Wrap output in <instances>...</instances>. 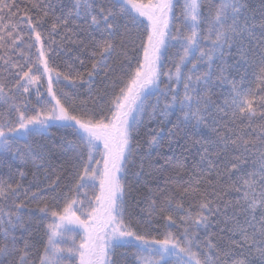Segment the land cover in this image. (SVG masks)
<instances>
[{"label": "snow or ice", "instance_id": "obj_1", "mask_svg": "<svg viewBox=\"0 0 264 264\" xmlns=\"http://www.w3.org/2000/svg\"><path fill=\"white\" fill-rule=\"evenodd\" d=\"M0 169V264H264V0H0Z\"/></svg>", "mask_w": 264, "mask_h": 264}, {"label": "trees", "instance_id": "obj_2", "mask_svg": "<svg viewBox=\"0 0 264 264\" xmlns=\"http://www.w3.org/2000/svg\"><path fill=\"white\" fill-rule=\"evenodd\" d=\"M181 3H182V0H181ZM173 51H175V50H173ZM167 67L168 68L172 67L171 61L167 62ZM165 70H167V69H165ZM97 79L99 80V78H97ZM149 127H156V124H152ZM147 131H148V129L144 128L142 130V133H141V144L144 145L143 148H142V152L145 153V154H149L150 153V155H146L145 158H144V170H145V173H147L149 171H152V168H150V164L154 165L156 168H158L163 163V160L160 158V156L157 155V153H162V154H167V155H171L172 154L171 151L169 150L168 146H167V141L166 140L162 143V146L159 149H155V148L149 149L147 147V145H146V141L148 139ZM51 132H52L51 139L58 140L60 135H61V130H57L56 128H53L51 130ZM42 142H46V141H42ZM190 162L191 161H189V163ZM139 165H140V157H136V168H139ZM26 170L29 171L28 179H31V174L30 173H31V171H33L31 165H29ZM6 173H7V169H0V175H5L6 176ZM142 183H143V181H142ZM90 195H91V193H90ZM50 220H51V218H49V220L44 221L42 223H39V222H34L33 223L32 229H33V236H34L35 239L46 243L47 237L45 235V232L47 231V224L50 222ZM163 224H164V222L160 221L161 227H160L159 231H161V232L164 231V229L162 227ZM169 230L174 231V232L178 231L175 228H172V229H169ZM155 234L156 233L154 232L153 235H155ZM129 260H133V258L131 256H129ZM133 264H134V260H133Z\"/></svg>", "mask_w": 264, "mask_h": 264}, {"label": "rangeland", "instance_id": "obj_3", "mask_svg": "<svg viewBox=\"0 0 264 264\" xmlns=\"http://www.w3.org/2000/svg\"><path fill=\"white\" fill-rule=\"evenodd\" d=\"M79 242V238L77 237V243ZM71 243V240L69 239V240H67V241H64V242H61V245L62 246H67L68 244H70Z\"/></svg>", "mask_w": 264, "mask_h": 264}]
</instances>
